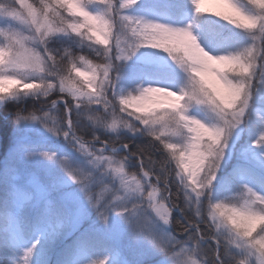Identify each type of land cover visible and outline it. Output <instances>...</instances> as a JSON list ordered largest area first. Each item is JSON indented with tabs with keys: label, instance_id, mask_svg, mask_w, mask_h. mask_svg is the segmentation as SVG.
<instances>
[{
	"label": "snow or ice",
	"instance_id": "obj_1",
	"mask_svg": "<svg viewBox=\"0 0 264 264\" xmlns=\"http://www.w3.org/2000/svg\"><path fill=\"white\" fill-rule=\"evenodd\" d=\"M218 2L225 7L211 12L217 20L205 14L211 10L202 7L204 0H173L179 17L160 22L134 14L140 0H11V14L0 15V105L32 95L40 107L13 114L14 164L0 174V264H264V226L236 228L233 238L217 223L223 203L213 207L232 199L233 191H247L256 207L233 211L255 216L264 210V2ZM189 12L190 23L171 26ZM201 17L203 61L186 47L197 38L193 29ZM218 20L246 35L242 48L254 67L244 85L231 78L228 61L239 57L224 55L233 50L216 30ZM137 24L166 25L181 42L129 44L125 51L122 36ZM105 44L102 51L98 45ZM89 60L106 64L109 73L95 101L81 91L97 70ZM24 67L43 74L17 79ZM144 85L227 96L237 110L226 130L215 118L204 123L207 132L189 135L182 116L175 126L164 119L174 97L145 100ZM33 130L61 143L49 146L48 137H33ZM213 132L220 136L211 162L205 156L196 163L201 142ZM101 246L122 258L91 259Z\"/></svg>",
	"mask_w": 264,
	"mask_h": 264
},
{
	"label": "clouds",
	"instance_id": "obj_2",
	"mask_svg": "<svg viewBox=\"0 0 264 264\" xmlns=\"http://www.w3.org/2000/svg\"><path fill=\"white\" fill-rule=\"evenodd\" d=\"M11 3V0H0V15L11 14L7 5ZM166 25H159L156 28L145 29L142 24L129 25L122 36L121 47L127 51L129 44H140L147 47H159L163 45L165 48L175 47L181 42V37L173 32L166 30ZM133 30H135L136 35H133ZM97 32L101 36H105L102 28L97 27ZM96 43V41H92ZM107 45H102L101 50L103 51ZM187 50L190 55L194 56L197 60L203 61V48L198 42V39L193 36L188 42H186ZM183 52H181V55ZM226 56L239 57L238 60L228 61L232 66L231 78L234 83H240L244 85L248 74L252 71L254 67V58L250 56L245 48H240L230 53H225ZM220 59V58H217ZM89 63L96 64V73H88L89 83L85 84L82 88V92L90 93L92 95L93 101L98 99L99 96L103 95V87L106 85V76L109 73H105L103 68L107 65L98 64L96 61L89 60ZM10 71H17L16 68H9ZM19 79L24 77H34L37 75H42L43 73H38L35 69L24 67L20 70ZM216 71V69H213ZM103 82V83H102ZM49 83H52L49 81ZM94 85V86H93ZM80 86L79 84L77 85ZM136 88H140L139 85ZM132 92V89H129ZM144 93L145 100H155L156 97L163 96L166 99H172V104L174 107H170L166 111L169 115L164 116V112H158L157 115L164 116V119L169 122L172 126H175V120L177 118L183 117L188 123V128L185 132L189 135H195L197 131L207 132L208 125L204 124L200 119L195 116L184 115L185 113L191 112L193 106H203L211 113L215 114V118L219 121V127L222 129L227 128V126L234 119L233 112L237 109L233 108V100L227 96H214L209 97L200 91H187L182 89L180 92L172 93L167 89H163L156 85H144L142 89ZM134 95L139 94L134 92ZM83 103L89 101V95H83L80 97ZM135 111V110H134ZM133 111V112H134ZM220 136L219 132H213L210 136L205 137L201 142V150L194 157V161L199 163L200 159L207 157L208 161L211 162L213 155L217 151L216 142ZM232 195V199L225 200L223 202L216 201L213 203V207L216 204L223 203V209L220 211L216 217L217 223L222 226V229L226 235H230L233 238H237L236 228L247 230L253 226L261 227L264 226V210L255 216H248L242 214L240 211H233V209H244V208H255V194L250 195L247 191L236 192ZM264 208V206H262ZM230 221L229 227H224V225ZM231 228V231H229Z\"/></svg>",
	"mask_w": 264,
	"mask_h": 264
},
{
	"label": "rangeland",
	"instance_id": "obj_3",
	"mask_svg": "<svg viewBox=\"0 0 264 264\" xmlns=\"http://www.w3.org/2000/svg\"><path fill=\"white\" fill-rule=\"evenodd\" d=\"M26 3L28 4H33L31 2V0H26ZM244 3V2H241ZM172 4V2L170 0H140V8L136 10V12L134 14L136 15H147L149 17H155L157 18L158 21L160 22H166L169 19H174V18H178L179 15H174L172 8L170 7V5ZM245 6H247L245 4ZM202 7L206 8H211L213 10H217V9H222L225 6L221 5L218 0H204V3L202 5ZM212 12V11H210ZM191 16L192 13L189 12L187 17L184 18L180 23H174L171 26L172 27H182L187 23L191 22ZM234 27V26H231ZM233 34V42L227 39V43L231 49V47L233 46H245L247 43L246 40V35L242 32V30L240 29H236L235 27L233 29L230 30ZM198 33V29L196 28V26L193 29V34L197 35ZM197 39L198 42L200 41L199 36L197 35ZM230 42V44H229ZM202 47H204L203 44H201ZM205 50L207 51L208 49L205 48ZM161 56H166L167 54H162L159 53ZM28 83H31L32 81H26ZM22 89V86H21ZM174 90V89H172ZM35 97H33L32 95H28L27 97H24L23 101L26 100V103L28 102L29 99H33ZM55 98V95H53L52 97H50V99ZM16 102L15 100L10 101L8 103H5L6 105H10L12 103ZM2 104V105H5ZM5 105V106H6ZM1 106V105H0ZM8 110L11 112V108H8ZM8 110L3 111L0 113V148L2 145V142L7 144V141H5L4 139V135L5 133L8 132H12L14 131V126L12 124V119H13V112H11L12 114L7 115L8 114ZM31 110V108H26V111ZM191 112L198 118L200 119L203 123L209 124L211 122L214 121L215 119V114L211 113L210 111H208L206 108H204L203 106H195L191 109ZM54 113V114H53ZM53 115H57V113L55 111H53ZM27 114V113H26ZM36 115H42V113L37 112ZM4 127V128H3ZM2 128H3V132L5 131V133H2ZM13 129V130H12ZM41 134H43L44 136L48 137L47 139V144L49 146H58L61 141L58 140L57 137L51 136V134H48L46 132H43V130H33L30 135H32L33 137H39L41 136ZM16 138V137H15ZM4 140V141H3ZM15 142V140H14ZM13 147V146H12ZM12 150V148H11ZM10 151V149H9ZM8 156L6 157L7 159H9V167H11L14 164V161L11 159V157L9 156V154H7ZM100 247L96 248L95 250H98L99 253H101V258H104L105 256L111 255L113 256V260H118L121 259L122 256L121 255H117L116 253L112 252L110 250V248H108L107 246H105L103 248V251L99 250ZM95 250L90 254L91 259H97L96 255H93L95 253Z\"/></svg>",
	"mask_w": 264,
	"mask_h": 264
},
{
	"label": "trees",
	"instance_id": "obj_4",
	"mask_svg": "<svg viewBox=\"0 0 264 264\" xmlns=\"http://www.w3.org/2000/svg\"><path fill=\"white\" fill-rule=\"evenodd\" d=\"M170 1L173 3V0H170ZM31 2L35 5V4L38 3V0H31ZM241 2H244L245 3V0H241ZM262 2H264V0H262ZM206 9H209L211 11H218V10L222 11V10H224V8L217 9V10H213L211 8H206ZM172 11H173L174 15H179V13L175 9L172 8ZM65 14H67V13H65ZM205 14L208 15V18L209 19H213V20H217L218 19V18H215V17H211L210 16L211 15V12L210 11L209 12H206ZM203 18L204 17H201L197 21L196 28L198 30H199V26H200V20L203 19ZM231 26L232 25L228 24L226 21L218 20V24L216 26V30L218 32H220L221 35L224 38L228 39L229 41L231 40L233 42V38L234 37L232 35L233 33L230 30L233 29L234 27H231ZM229 44H230V42H229ZM98 47H102V45H98ZM237 48H242V47L241 46H233V47H231L230 50L235 51ZM83 51L84 52H91V49L84 48ZM148 51H153V52H157V53L166 54V53L163 52L162 49H148ZM89 59H92V57H89ZM85 71H86V69H85ZM17 79H19V78L17 77ZM8 87L9 88H16L17 85H15L13 83H9ZM48 99H50V98H48ZM5 105H1L0 106V113L3 112V111L8 110V108H11V112H13V114H14V113H16V111H17L18 108H23V110L26 111V108H31L32 109L33 107H35V108H39L40 107L39 100H36V98L29 99L27 103H26V100H24L21 103L14 102V103H12L10 105H6V106ZM153 106H155V105H153L150 102L146 103V107H153ZM44 110H47V109H44ZM130 110L134 111L135 109H130ZM7 112H8L7 115L12 114L9 110ZM22 114H26V113H22ZM3 128H2V133H5V131L3 132ZM3 135H4L3 137H4L5 141H7V144H6V142L5 143L2 142V145H1V148H0V174H2L4 172V169L10 168L9 167V159H7L6 157L8 156L7 154H9V152L11 151L12 146L14 145V140H15V137H16V133H15V131H12L11 133L8 132V133H5ZM88 138H90V137H88ZM138 142L145 143V142H147V138H139L138 139ZM9 149H10V151H9ZM234 193L235 192L233 191V192H231L229 194H234ZM256 231L257 232L259 231V227H257ZM255 234L256 233L254 232L253 235H255ZM104 247L105 246H101L99 248V250L100 251H103V248ZM93 255H96L97 256L96 257L97 260L103 259V258H101L102 257L101 256V253H99L98 250H95V253ZM113 261H116V260H113Z\"/></svg>",
	"mask_w": 264,
	"mask_h": 264
}]
</instances>
